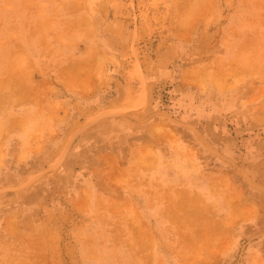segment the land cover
<instances>
[{
    "label": "rangeland",
    "instance_id": "374dc122",
    "mask_svg": "<svg viewBox=\"0 0 264 264\" xmlns=\"http://www.w3.org/2000/svg\"><path fill=\"white\" fill-rule=\"evenodd\" d=\"M0 264H264V0H0Z\"/></svg>",
    "mask_w": 264,
    "mask_h": 264
},
{
    "label": "bare ground",
    "instance_id": "6f19581e",
    "mask_svg": "<svg viewBox=\"0 0 264 264\" xmlns=\"http://www.w3.org/2000/svg\"><path fill=\"white\" fill-rule=\"evenodd\" d=\"M184 32H185V31H184ZM241 70H242V69H241ZM254 70H255V69H254ZM189 78H190V77H189ZM189 78H188V79H189ZM214 78H215V77H214ZM69 82H71V81L69 80ZM70 84H71V83H70ZM73 85H74V84H73ZM84 89H85V88H84ZM258 91H260V90H258ZM233 214H234V213H233Z\"/></svg>",
    "mask_w": 264,
    "mask_h": 264
}]
</instances>
